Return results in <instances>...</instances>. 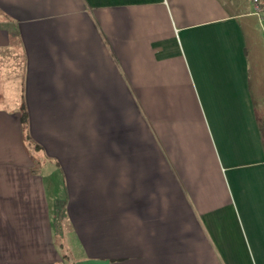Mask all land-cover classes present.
Segmentation results:
<instances>
[{
	"label": "crops",
	"instance_id": "0c3cea01",
	"mask_svg": "<svg viewBox=\"0 0 264 264\" xmlns=\"http://www.w3.org/2000/svg\"><path fill=\"white\" fill-rule=\"evenodd\" d=\"M57 204L72 264H264L251 0H0V264H57Z\"/></svg>",
	"mask_w": 264,
	"mask_h": 264
},
{
	"label": "rangeland",
	"instance_id": "374dc122",
	"mask_svg": "<svg viewBox=\"0 0 264 264\" xmlns=\"http://www.w3.org/2000/svg\"><path fill=\"white\" fill-rule=\"evenodd\" d=\"M25 144L27 145L28 149L31 152H33V156L37 157L39 155V149L35 148L33 144L29 140H27L26 137H25ZM38 165H39L38 161H35L34 162L35 168H37ZM56 225H57L56 226L57 231L55 235V245L57 246V250L59 252L57 253L60 254L59 258L57 257V264H67V263L72 264V262L75 261V258L72 251L70 250L71 249L70 242L67 236L69 225L65 218V214L63 212L62 206L60 204H57Z\"/></svg>",
	"mask_w": 264,
	"mask_h": 264
},
{
	"label": "trees",
	"instance_id": "16d2710c",
	"mask_svg": "<svg viewBox=\"0 0 264 264\" xmlns=\"http://www.w3.org/2000/svg\"><path fill=\"white\" fill-rule=\"evenodd\" d=\"M260 2L264 7V0H260ZM263 17H264V8H263ZM21 122L23 123V125H26L27 122V112L24 104L21 106Z\"/></svg>",
	"mask_w": 264,
	"mask_h": 264
},
{
	"label": "built area",
	"instance_id": "2783aa9c",
	"mask_svg": "<svg viewBox=\"0 0 264 264\" xmlns=\"http://www.w3.org/2000/svg\"><path fill=\"white\" fill-rule=\"evenodd\" d=\"M253 2L255 11L259 14H261V18L263 19L264 22V17H263V5L261 4L260 0H251Z\"/></svg>",
	"mask_w": 264,
	"mask_h": 264
}]
</instances>
